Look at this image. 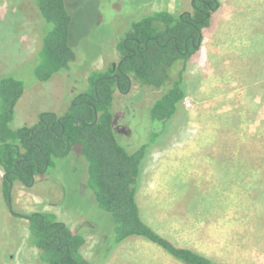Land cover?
I'll return each instance as SVG.
<instances>
[{
	"label": "rangeland",
	"instance_id": "374dc122",
	"mask_svg": "<svg viewBox=\"0 0 264 264\" xmlns=\"http://www.w3.org/2000/svg\"><path fill=\"white\" fill-rule=\"evenodd\" d=\"M149 1L155 0H65L76 61L39 82L33 75L35 55L49 24L33 0H0V77L14 74L25 85L11 128L34 126L38 113L63 115L86 90L92 70L118 62L117 44L132 24L151 14L145 6ZM192 1L183 0L173 15L192 14ZM259 4L228 0L209 14L202 41L185 63V98L149 149L137 191L144 219L180 247L197 244L208 251L216 243L224 264H235L243 252L244 263L264 264V25ZM164 9L159 6L157 12ZM181 67L177 64L175 71ZM163 91L132 81L127 93L115 94L113 130L128 152L147 144L148 108ZM75 149L55 161L44 181L36 176L31 187L12 184L10 207L20 217L6 220L8 201L0 189V261L10 258L11 232L17 233L19 224L26 233L29 223L23 216L31 213L52 212L80 232L85 238L81 253L90 261L101 235L113 233L112 217L85 188L88 165ZM32 252L30 264H42L39 250Z\"/></svg>",
	"mask_w": 264,
	"mask_h": 264
},
{
	"label": "trees",
	"instance_id": "16d2710c",
	"mask_svg": "<svg viewBox=\"0 0 264 264\" xmlns=\"http://www.w3.org/2000/svg\"><path fill=\"white\" fill-rule=\"evenodd\" d=\"M33 2L40 17L49 24L47 32L39 34L41 47L33 69L35 79L46 82L76 61L69 44L71 18L65 0ZM191 6L192 14L180 17L168 12L152 13L132 24L116 46L118 62L107 70H92L86 90L72 99L63 115L40 113L34 126L11 128L25 85L14 74L0 77V170L9 210L12 212L11 184L18 182L31 187L36 176L44 177V181L55 161L66 158L77 148L76 152L88 165L85 188L93 193L97 207L110 214L114 222L113 233L108 235L105 231L101 235L90 261L81 253L84 236L58 221L54 213L23 216L29 223V244L39 250L42 264H104L119 244L133 236L157 245L182 264H218L192 249L176 246L155 232L141 219L136 202L149 149L185 98V63L200 45L203 29L210 24L207 14L211 15L210 10L215 11L219 3L193 0ZM179 63L182 67L175 71ZM132 81L141 87L164 91L148 108L146 121L151 133L147 144L128 152L115 137L112 104L115 94L127 93ZM126 128L131 136L128 124Z\"/></svg>",
	"mask_w": 264,
	"mask_h": 264
},
{
	"label": "crops",
	"instance_id": "0c3cea01",
	"mask_svg": "<svg viewBox=\"0 0 264 264\" xmlns=\"http://www.w3.org/2000/svg\"><path fill=\"white\" fill-rule=\"evenodd\" d=\"M167 1V0H166ZM165 0H162L160 5L157 0L155 1H149L145 6L148 5V9L150 13H159L157 11L159 10V6L161 8H165L163 12H168L173 15V8L175 6H183V0H169V2L166 4ZM226 1V4L228 0H219L220 7L223 6V2ZM260 4V15H261V21L262 24L264 25V0H257ZM150 6L149 4H152ZM159 5V6H158ZM155 11V12H152ZM162 12V10H161ZM259 15V16H260ZM264 27V26H263ZM18 105V103H17ZM16 105V107H17ZM17 108H15L16 111ZM40 113H38L39 115ZM38 115L37 119L38 120ZM1 171V170H0ZM2 176V174H1ZM0 176V177H1ZM2 178V177H1ZM0 189H1V198H4L3 196V191H2V180H0ZM136 202H137V195H136ZM138 204V202H137ZM139 210H140V216L143 222H145L148 226H150L155 232L160 234L161 236L167 238V235L163 233V231L160 229V227L155 224L151 220H146L144 219L143 213L140 209V206L138 204ZM4 216L6 220L12 219L11 217H20L19 215L13 214L9 208L8 211L4 210ZM22 221V218H20ZM24 220V219H23ZM27 220V219H26ZM28 222V221H27ZM20 226L18 224V232L13 233L11 232L10 236V241L13 240L14 242H9V251L8 254L10 255V258L5 260V261H0L1 264H30V258L31 256L35 255V252H32L34 249H37L33 246H30L29 244V224H28V230L24 231V229H20ZM171 241V239H168ZM173 244H175L173 241H171ZM176 245V244H175ZM210 243L206 244L207 247H205V250L209 249L211 246H209ZM178 246V245H176ZM180 247V246H178ZM183 248H188L192 249L210 259L213 261L217 262L218 264H224L222 259L219 258L221 257V252L217 248V244L214 243L213 246L211 247L210 250L204 251L202 248H200L197 244L192 247H186L184 246ZM213 249V251H212ZM38 250V249H37ZM116 250V251H115ZM111 255L110 258L107 259V261L104 264H182L175 260L173 257H171L168 253H166L163 249L158 247L157 245L149 242L148 240L141 238V237H129L126 240H124L121 244L117 246ZM39 253V252H38ZM239 256L235 257L236 258V263L235 264H248L244 263L245 260V254L243 253H238ZM6 255V254H5ZM39 257V255H38ZM251 264V263H249Z\"/></svg>",
	"mask_w": 264,
	"mask_h": 264
},
{
	"label": "water",
	"instance_id": "95a60500",
	"mask_svg": "<svg viewBox=\"0 0 264 264\" xmlns=\"http://www.w3.org/2000/svg\"><path fill=\"white\" fill-rule=\"evenodd\" d=\"M212 12V10H210V13ZM182 15H180V17H181ZM210 15L209 14H207V17H209ZM32 183H33V181H32ZM12 186V184L10 185V187ZM31 186V185H30ZM58 250H60L61 248L60 247H58L57 248Z\"/></svg>",
	"mask_w": 264,
	"mask_h": 264
}]
</instances>
